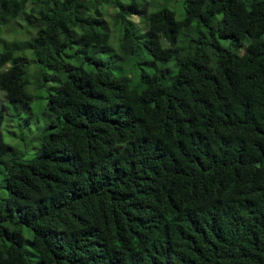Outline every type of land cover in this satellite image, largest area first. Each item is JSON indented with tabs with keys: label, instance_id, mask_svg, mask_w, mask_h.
<instances>
[{
	"label": "trees",
	"instance_id": "16d2710c",
	"mask_svg": "<svg viewBox=\"0 0 264 264\" xmlns=\"http://www.w3.org/2000/svg\"><path fill=\"white\" fill-rule=\"evenodd\" d=\"M41 82L0 264H264V0H0L4 104Z\"/></svg>",
	"mask_w": 264,
	"mask_h": 264
},
{
	"label": "rangeland",
	"instance_id": "374dc122",
	"mask_svg": "<svg viewBox=\"0 0 264 264\" xmlns=\"http://www.w3.org/2000/svg\"><path fill=\"white\" fill-rule=\"evenodd\" d=\"M29 4L30 1H28V5ZM109 12L111 11L109 10ZM137 19L138 18H136V20ZM21 26H23V21L20 18H17L11 23V25L8 26V31L6 32L5 30L4 33H2V36L5 37L6 33L10 35L20 34V37L24 39L26 37L24 31H18V33L14 31L15 28L21 29ZM124 66L128 68L127 64ZM28 71L31 73V80H34L35 74L38 76L40 72H50L47 69H41L35 60H32L31 62L29 61ZM137 75L138 72L134 74V77H137ZM47 85L48 84H45V82H41L39 83L37 90H33V88L29 86V90L32 91L36 97L33 98L28 105L20 104L16 107H14V105L8 101H6L4 104L3 93L0 91V106L5 105L7 110L5 111V117L1 125V130L3 132L4 140L11 145L13 151V154H10L8 157L10 162L14 157V152L18 155L16 158L28 159L33 157L38 151L41 136L49 125V116H47L44 111V97L47 92ZM54 121L56 123H60L61 119L56 118ZM5 194L6 191L1 186L0 180V198H4ZM29 238H31V234L24 229L25 246H29L27 241Z\"/></svg>",
	"mask_w": 264,
	"mask_h": 264
}]
</instances>
